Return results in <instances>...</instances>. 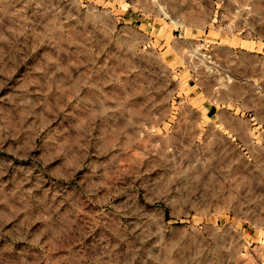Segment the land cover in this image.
Here are the masks:
<instances>
[{
	"label": "rangeland",
	"instance_id": "374dc122",
	"mask_svg": "<svg viewBox=\"0 0 264 264\" xmlns=\"http://www.w3.org/2000/svg\"><path fill=\"white\" fill-rule=\"evenodd\" d=\"M228 38L264 0H0V264H264V139L173 118L167 55Z\"/></svg>",
	"mask_w": 264,
	"mask_h": 264
},
{
	"label": "crops",
	"instance_id": "0c3cea01",
	"mask_svg": "<svg viewBox=\"0 0 264 264\" xmlns=\"http://www.w3.org/2000/svg\"><path fill=\"white\" fill-rule=\"evenodd\" d=\"M178 42L179 48L166 59L167 69L175 75L172 95L182 109L173 118L187 120L188 114L208 110L214 126L235 138L238 149L247 153L250 135L264 139V47H252L242 39L205 40L212 54L205 65L201 56L207 52L192 49L190 40ZM257 147L263 149L264 144Z\"/></svg>",
	"mask_w": 264,
	"mask_h": 264
},
{
	"label": "built area",
	"instance_id": "2783aa9c",
	"mask_svg": "<svg viewBox=\"0 0 264 264\" xmlns=\"http://www.w3.org/2000/svg\"><path fill=\"white\" fill-rule=\"evenodd\" d=\"M205 57H207L206 55H204Z\"/></svg>",
	"mask_w": 264,
	"mask_h": 264
}]
</instances>
